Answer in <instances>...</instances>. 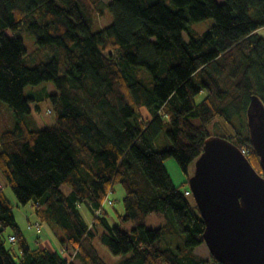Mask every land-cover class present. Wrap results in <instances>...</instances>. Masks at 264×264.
<instances>
[{"label":"trees","instance_id":"obj_1","mask_svg":"<svg viewBox=\"0 0 264 264\" xmlns=\"http://www.w3.org/2000/svg\"><path fill=\"white\" fill-rule=\"evenodd\" d=\"M106 11L113 20L102 26ZM210 18L208 30L194 29ZM262 29L264 0H0V100L16 120L0 133V171L19 203L33 202L28 225L61 232L60 249L32 245L0 188V264H109L97 239L117 264H222L196 253L206 222L182 186L214 124L262 172L247 118L253 95L264 102ZM43 82L56 88L57 119L39 128L25 90ZM163 134L170 143L159 147ZM116 183L126 191L118 224L104 206ZM83 204L102 215L88 222ZM152 213L166 223L148 228Z\"/></svg>","mask_w":264,"mask_h":264},{"label":"water","instance_id":"obj_2","mask_svg":"<svg viewBox=\"0 0 264 264\" xmlns=\"http://www.w3.org/2000/svg\"><path fill=\"white\" fill-rule=\"evenodd\" d=\"M247 118L262 172L233 141L211 135L189 178L206 222L204 239L222 264H264V102L258 95Z\"/></svg>","mask_w":264,"mask_h":264},{"label":"rangeland","instance_id":"obj_3","mask_svg":"<svg viewBox=\"0 0 264 264\" xmlns=\"http://www.w3.org/2000/svg\"><path fill=\"white\" fill-rule=\"evenodd\" d=\"M106 3L110 2L111 0H104ZM219 2H223L224 0H218ZM112 15L110 12L106 11L105 16L100 19V24L102 26H106L112 23ZM215 23V20L213 18L201 21V22H195L193 23V27L198 32L203 33L204 31L208 30L210 27H212ZM260 33L264 36V29L260 31ZM186 39L188 40V35L185 34ZM25 43L27 45V49L29 52L34 50L37 47V44L35 42V39L26 34L25 37ZM56 92V88L53 83L51 82H43L39 85H30L27 86L25 90V94L27 96H34L35 101L31 102L30 106L32 108V116L35 119L37 125L39 128H45L47 126H52L56 122V113L50 112L51 109H53V103L51 95L52 93ZM206 93H202L198 100H201ZM15 114L13 109L10 107L9 104L3 102L0 100V133H2L4 130L7 129H13L15 127ZM218 125H210L209 131L213 135H220L221 133L218 132ZM170 141L168 138L163 134L159 137L157 140L158 146H166L169 145ZM166 167L171 175V178L173 182L176 185H182L184 182L188 180V177L186 173L182 170L181 166L177 162V160L174 157H170L166 160ZM194 173V171H193ZM0 184H3V187L0 186V188L3 189L6 196L9 198L10 202L13 204L14 212L17 217V220L19 221L20 225L23 227L24 233L27 236V239L32 245H35L36 240L41 237H46L47 230L48 229L58 244H60V233L56 232V229H53L49 225L44 223V228L41 231H38L36 229H30L28 228V225H24L22 222V217H31V221L35 220V208L33 205V202H30L27 205H23L19 203L14 190L9 185L8 180L6 179L5 175L0 171ZM183 189H191L190 184H185L182 186ZM62 189L68 193L70 192V186L68 184H64L62 186ZM126 196V191L122 184L116 183L113 185V191L110 192L107 199L112 200L113 204H110L108 201H106V209L110 212V219L114 224H118L120 222L118 213H124V198ZM191 200H194V195H190L189 197ZM82 212L87 219L88 222L92 223L95 220V214L93 216L92 211L90 210L89 206L87 204H83L82 206ZM167 219L164 214L161 213H152L147 218V227L152 229H157L164 225L166 223ZM23 224V225H22ZM134 224L132 222H127L125 225H122V228L125 230H131ZM46 228V229H45ZM97 248L101 254V256L109 263V264H117L119 261V257L113 256L110 251L100 242L99 239L96 240ZM15 253L18 252V246L13 245ZM51 248H55L54 245L49 244L48 245ZM196 253L199 255L211 259L212 254L211 251L207 245V243L202 244L201 246L196 248ZM18 258V257H16Z\"/></svg>","mask_w":264,"mask_h":264},{"label":"crops","instance_id":"obj_4","mask_svg":"<svg viewBox=\"0 0 264 264\" xmlns=\"http://www.w3.org/2000/svg\"><path fill=\"white\" fill-rule=\"evenodd\" d=\"M141 112H142V115L144 117H148L149 114L147 113L146 110L142 109ZM0 186L3 187V184H0ZM29 220H32L31 217H27V218L26 217H22V222L24 223V225L25 224L28 225V221ZM46 230H47L46 237L43 236L41 238H38V240H36V244H38L40 246L41 245H49V244H52V245H54L55 248L60 249V244H58V242L55 239H53L50 231L48 229H46Z\"/></svg>","mask_w":264,"mask_h":264},{"label":"built area","instance_id":"obj_5","mask_svg":"<svg viewBox=\"0 0 264 264\" xmlns=\"http://www.w3.org/2000/svg\"><path fill=\"white\" fill-rule=\"evenodd\" d=\"M242 150H243V152H244L246 155H248V154L250 153L249 149L246 148V147L242 148ZM186 194H187V195H190V194H191V190H188V191L186 192ZM106 201H108L109 203H112V200L107 199ZM105 205H106V202H105L104 206H105ZM101 215H102V210H101V209H97V210H96V217H99V216H101ZM28 227H29V228H34V229H36V230H38V231H41V230H43V228H44V223H43V221H41V220H36V221H34L33 223L30 222L29 225H28ZM11 241H13V242L16 241V237H15V235H12V236H11ZM61 251L64 252V249L61 250ZM71 253H73V252H71ZM72 255L74 256V254H72Z\"/></svg>","mask_w":264,"mask_h":264}]
</instances>
